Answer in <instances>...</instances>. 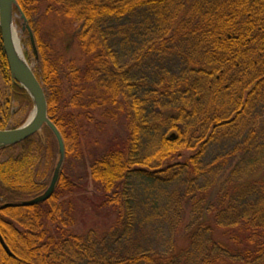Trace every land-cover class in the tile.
<instances>
[{"label": "trees", "instance_id": "16d2710c", "mask_svg": "<svg viewBox=\"0 0 264 264\" xmlns=\"http://www.w3.org/2000/svg\"><path fill=\"white\" fill-rule=\"evenodd\" d=\"M16 1L64 160L82 159L84 128L97 114L123 118L127 135L90 166L116 218L83 234L65 206L79 183L63 168L48 201L19 205L52 181L39 183L60 160L50 128L0 148V235L14 256L0 245V264H264V0H47L42 13L36 0ZM50 15L79 26L85 62L66 63L42 38ZM0 73L8 123L14 103L33 101L10 75L1 28ZM138 183L147 206L134 199ZM159 196L183 239L161 253L143 209Z\"/></svg>", "mask_w": 264, "mask_h": 264}, {"label": "rangeland", "instance_id": "374dc122", "mask_svg": "<svg viewBox=\"0 0 264 264\" xmlns=\"http://www.w3.org/2000/svg\"><path fill=\"white\" fill-rule=\"evenodd\" d=\"M36 1H38L40 12H45L47 0ZM13 19L14 27L17 31L24 57L26 58L25 54H30V59L27 60V62L29 66L34 70L37 67L35 57L31 54L30 50H27V48L22 45V39L24 36L22 27L24 23H21L22 26L21 24H17V22L22 18L19 14L14 12ZM78 30V25L72 26L68 21L65 22L64 20L57 18L55 15L44 17L43 20H41L42 38L45 41L50 42L54 46L55 50L64 57L66 63L75 61L77 64H82L86 60V57L82 54L76 42ZM0 89L3 94L2 100L0 101V121L3 124L5 123V127L7 130L14 129L18 124H25L34 113V103L33 107L31 108L27 104H19L18 102L14 103V105H12L11 107V115L9 116L11 117V120L10 122L6 123L4 120L5 115L8 113V111L5 103L9 86L8 83L5 82L1 73ZM96 117L98 118H96L94 122H92L91 124L86 123V127L84 128L85 131L81 139V147L83 153L82 159L74 160L73 157H70V160H64L62 165L64 171H67L66 173L70 177H72V179H76V181H78L79 183L78 190L76 192H73L72 195H68L65 197L66 202H69V204H65V206L70 207L72 205V210L70 209V213L71 216L73 215L74 221L72 229L77 234L86 233L90 229L105 231L113 224L116 218V212L114 211L112 206L106 203V198L98 194L94 189L92 180L89 176L90 166L95 155L100 156L104 154V152L112 148L117 141L125 139L127 131L123 118L108 121L101 120L102 118L99 114H97ZM47 166L48 164H45L42 167H44L43 169L47 171ZM45 170L44 173L46 172ZM49 176L51 175L47 174L44 180H40L39 174L38 181L40 180V185L47 186L48 182L51 181L53 174L51 177ZM48 178L49 180H47ZM135 188V193L137 194V196L134 198L135 201L137 203L146 202L145 204L147 206L148 198L143 197L144 187L142 188L140 183H138ZM44 191L45 190L39 193L37 197L42 196ZM172 191H174V188L171 190V192H166L167 194H169V192L172 193ZM37 197H34L30 200L21 201L19 205H22L24 202L31 201ZM159 199L160 200H158L156 204L147 207L150 208V210H148L147 208L143 209L146 215L151 216L152 218L151 223L148 224V230L150 232V246L154 250L161 253L165 250L164 245L169 247V244L172 243L173 245L175 244L182 247L183 239L182 233H178V231H171L168 224L166 223V220H164L165 216L163 215V213L168 207V201L166 202L165 196H159ZM11 206L12 205L10 204L5 205V207ZM3 251L5 252L4 249ZM5 254L9 256L6 252Z\"/></svg>", "mask_w": 264, "mask_h": 264}, {"label": "water", "instance_id": "95a60500", "mask_svg": "<svg viewBox=\"0 0 264 264\" xmlns=\"http://www.w3.org/2000/svg\"><path fill=\"white\" fill-rule=\"evenodd\" d=\"M16 7H18L16 0H0V28L2 32L3 47L8 62L10 75L13 81L17 83L20 88L24 89L31 97L34 103V113L32 117L20 128L15 130H5V131L0 130V148L17 145L25 141L29 137L41 133L43 128L47 126L55 135L59 145V152H60V160L57 164L52 181L47 191L42 196L37 197L31 201L24 202L22 204L23 206H34L36 204H40L48 201L53 195L60 177V172L65 158V145L60 132L49 119L47 98L41 83L36 78L33 69L29 66L25 57L24 60L21 62L16 58L14 50L12 49V42H13L12 29L14 30L13 28L14 19H13V24L11 26L10 15L11 12L14 15V9ZM24 29H25V24L23 25V30ZM28 31L30 33L31 43L34 52L37 55L34 37L29 27H28ZM0 244L5 250V252L12 257L13 256L12 252L4 242L1 235H0Z\"/></svg>", "mask_w": 264, "mask_h": 264}, {"label": "bare ground", "instance_id": "6f19581e", "mask_svg": "<svg viewBox=\"0 0 264 264\" xmlns=\"http://www.w3.org/2000/svg\"><path fill=\"white\" fill-rule=\"evenodd\" d=\"M11 26L13 24V13L11 12ZM14 30L12 29V34H13V42H12V49L14 50L15 56L18 60H20L21 62L24 60V54L22 51V48L20 46V41H19V37L17 35V31L15 29V27L13 26Z\"/></svg>", "mask_w": 264, "mask_h": 264}]
</instances>
